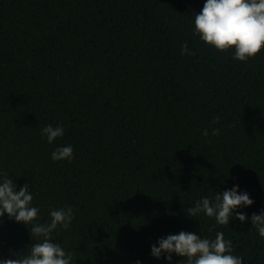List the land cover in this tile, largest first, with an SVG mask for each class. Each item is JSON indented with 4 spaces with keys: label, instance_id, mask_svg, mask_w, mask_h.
<instances>
[{
    "label": "trees",
    "instance_id": "trees-1",
    "mask_svg": "<svg viewBox=\"0 0 264 264\" xmlns=\"http://www.w3.org/2000/svg\"><path fill=\"white\" fill-rule=\"evenodd\" d=\"M203 3L0 0V172L17 190L30 184L41 222L74 207L53 236L73 264H165L149 246L181 229L223 231L244 264H264L250 221L185 215L234 183L254 200L238 211L264 208V49L242 62L199 41ZM185 42L194 55L181 54ZM57 123L65 133L49 144L39 129ZM66 144L72 161H53ZM34 242L5 217L0 256Z\"/></svg>",
    "mask_w": 264,
    "mask_h": 264
},
{
    "label": "clouds",
    "instance_id": "clouds-1",
    "mask_svg": "<svg viewBox=\"0 0 264 264\" xmlns=\"http://www.w3.org/2000/svg\"><path fill=\"white\" fill-rule=\"evenodd\" d=\"M192 33L205 45L218 51H230L233 59L246 62L264 49V0H204L192 20ZM181 54L191 56L194 52L185 42L181 45ZM218 120L219 117H213L211 123ZM219 131L213 127L211 135H218ZM39 132L42 139L52 144L64 135L65 128L60 123L46 124ZM201 135L208 137V128ZM50 158L71 162L74 158L72 145H57ZM253 203L249 193L234 183L231 188L196 199L185 209V215L190 218L203 215L214 220L215 225L228 226L231 219H238L242 224L250 221L251 228L264 238V208L251 214L237 210ZM5 217L22 223L28 231L30 228L36 242L30 247L27 245L26 251L10 250L7 257L0 256V264H73L72 251L53 238L55 232L70 228L75 217L72 205L50 207L49 218L41 222L40 208L33 204L30 184L25 182L17 190L10 176L0 172V225ZM149 255L165 264H173V256L182 258L175 264H244L243 257L234 254L232 241L220 230L214 237L183 229L168 233L150 244ZM133 264H142V261L137 258Z\"/></svg>",
    "mask_w": 264,
    "mask_h": 264
}]
</instances>
